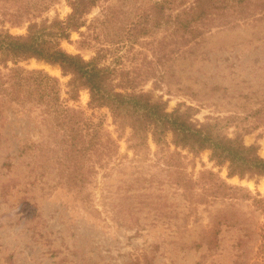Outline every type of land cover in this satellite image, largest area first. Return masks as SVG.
Wrapping results in <instances>:
<instances>
[{"label":"rangeland","instance_id":"374dc122","mask_svg":"<svg viewBox=\"0 0 264 264\" xmlns=\"http://www.w3.org/2000/svg\"><path fill=\"white\" fill-rule=\"evenodd\" d=\"M25 0H0V26L22 34L27 22L17 21ZM110 1V0H109ZM152 0H111L107 17L100 6L86 15L90 26L71 31L61 46L85 59L100 49L101 63L118 70L115 82L129 79L135 88L152 89L168 109L178 102L198 108L200 121L218 116L222 132L241 134L264 157V13L239 20L235 27L212 28L193 47L169 54L168 30L153 28ZM166 6V5H165ZM70 11L59 0L36 19ZM163 8L162 18L167 15ZM19 21V20H18ZM130 22L133 23L130 24ZM148 32L140 35L138 29ZM62 75L56 64L34 58L19 62ZM156 86L154 87V82ZM65 87L61 92L66 97ZM88 91L75 101L84 116L100 121L116 139L118 130L107 108H88ZM0 114V264H247L251 253L237 240L263 217L249 198L213 199L204 194L200 175L211 170L230 185H240L264 204V176H227L225 165L209 159V150L196 155L177 150L178 168L191 177L184 188L168 175L163 152L135 154L127 147L125 130L117 150L104 155L69 154L58 142L60 132L49 131L36 108ZM50 122V121H49ZM252 128V129H251ZM251 129V130H250ZM170 140V136H167ZM31 142L20 153L19 145ZM176 170V167H172ZM210 185H208L209 187ZM253 205V206H252Z\"/></svg>","mask_w":264,"mask_h":264},{"label":"trees","instance_id":"16d2710c","mask_svg":"<svg viewBox=\"0 0 264 264\" xmlns=\"http://www.w3.org/2000/svg\"><path fill=\"white\" fill-rule=\"evenodd\" d=\"M59 0H25L23 9L16 16L21 24L27 22L22 34L10 33L4 25L0 26V114L7 110L26 107L24 111L36 108L45 127L60 132L58 142L63 151L69 154L88 152L90 155H104V160L112 157L117 150V139L125 130L127 147L135 154L149 150L148 140L155 144L154 154L163 152L166 171L184 188H192L191 177L178 168L181 164L177 150L186 149L196 153L209 150V159L216 165H225L227 176L243 177L264 176V157L257 153L255 144L243 143L241 134L234 131L232 136L222 132L218 116L206 115L203 120L195 117L198 108L192 104L178 102L168 109V103L161 96L153 97L152 89L135 88L129 79L115 82L118 70L100 62V49L85 59L80 53H70L61 46L63 39L70 40L71 31L91 25L86 15L100 6V15L92 22L107 17L109 0H65L70 11L64 18L58 15L36 18ZM155 13L153 28L163 23L169 35V54L180 49L193 52L196 43L212 28L235 27L256 13H264V0H152ZM166 5V6H165ZM167 15L162 18L163 8ZM19 20V21H18ZM130 24L133 25L132 22ZM140 35L148 32L142 27ZM29 58L59 66L62 75L68 76L65 83L58 77L41 68L27 69L19 64ZM154 82V87L156 86ZM65 87L66 97L61 92ZM80 89H87V107L107 108L118 134L116 139L108 132L101 131L100 121L84 116L81 109L70 106L67 100L75 101ZM50 121V122H49ZM252 129V128H251ZM250 129V130H251ZM170 136V140H167ZM39 145L31 142L19 145L20 153L29 146ZM176 167L173 170L172 167ZM210 185L203 187L204 194L213 199L249 198L252 205L262 214V221H256L237 240L238 246L251 253L247 264H264V204L262 199L240 185H230L211 170L200 175Z\"/></svg>","mask_w":264,"mask_h":264}]
</instances>
